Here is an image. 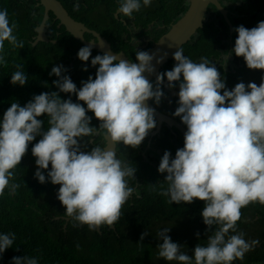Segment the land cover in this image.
<instances>
[{"label": "clouds", "instance_id": "1", "mask_svg": "<svg viewBox=\"0 0 264 264\" xmlns=\"http://www.w3.org/2000/svg\"><path fill=\"white\" fill-rule=\"evenodd\" d=\"M116 1V17L121 21L132 19L134 12L150 6L152 2ZM39 5L44 9V17L36 31L43 25L45 38L41 40L37 31L39 38L35 37L34 43H58L62 33L56 38L53 34L48 37L45 34L51 17L59 25V29L54 27L53 33L62 32L59 30L63 27L69 30L51 10L46 16L41 1ZM73 7L78 10L79 4ZM182 17L165 27L167 32ZM207 25L205 22V27L197 35H192L187 43L198 40ZM16 28L14 21L10 24L7 10H0V52L4 49L5 41L13 48L24 47L23 42L13 34ZM148 29L149 26L145 31ZM129 30L138 31L141 39L145 35L144 27L137 24L129 26ZM127 32H124L125 41ZM72 35L81 42L77 48L82 44L87 46L79 49L76 60L71 56L72 61L68 62L66 58L54 66L49 75L59 78L52 82L59 92L76 95L77 100L84 102L87 108L72 102L71 98L62 100L56 91L34 95L24 106L18 102L11 103L0 120V195L4 194L5 188H9L10 194H15L20 187L16 183L10 184V180L14 179L12 170L20 164L29 144L40 136L41 139L31 148L37 165L34 177L41 184L45 183L43 170H48L51 165L47 180L53 185H60L57 199L66 209L64 217L76 222L74 226L87 225L92 231H97L101 225L112 226L119 220L126 201L134 195L139 196V190L129 186V178L135 179L136 168L130 161L118 159V148L122 142L125 149L136 150L144 164L157 170V175L165 176V180L159 183V194L168 197V203L191 204L195 199L204 202L201 216L208 226L206 233L212 232L207 236L206 246L197 244L192 255H189L181 250L182 242H174L173 231L179 229L181 224L174 221L162 228L160 223L156 227L158 251L155 256L166 260L164 263L176 261L178 264H233L237 259L242 260L245 253L259 241L249 243L242 232H237L241 209L255 202L264 205V76L259 86L254 82L247 85L240 82L228 90L219 69L211 63L210 55L201 57L199 63L197 56L193 61L184 55L183 49L187 43L171 51L168 57L165 53L156 60L157 64L166 63L175 52L173 59L176 63L171 70L159 73L161 69L158 68L157 73L153 74L155 67L152 61L156 53L150 55L146 50L137 51L136 63L106 53L101 42L98 51L102 55H97L83 35L85 42ZM98 35L110 43L111 49L115 48L117 42L101 32ZM231 37L235 41L234 48L221 55L225 65L229 57L231 60L243 57L248 69L264 70V21L251 29L240 25L234 29ZM129 40L132 43L135 41ZM135 43L139 45L137 41ZM137 45L133 43L134 47ZM214 46L219 47L218 43ZM64 50L69 53V46ZM76 61L81 68L90 64L92 67L99 66L95 79L89 76L87 81H81L79 90L67 75L71 71L69 63L75 65ZM0 62H5L3 56H0ZM238 64L240 68L244 65L242 61ZM16 68L11 74L10 83L23 87L28 75L23 65L18 64ZM82 70L87 71V67ZM177 82L179 99L172 105L167 99L170 91L176 94L172 88L176 87ZM162 99L169 105L167 113L156 111L175 121L178 119L187 127L186 131L176 121L179 131H185V134L182 132L183 148H180L179 141H173V146H178L174 159L169 151L162 150L154 141L164 122L160 125V120L154 117L155 110L146 104V101L153 100L159 105ZM169 108L173 114H168ZM87 111L94 113L93 118L100 121L99 127L90 126L91 117L86 115ZM45 114L47 130L42 127L44 120L38 119ZM157 129L159 133L153 134ZM97 134L104 136V139L108 137L113 145H117V155L115 150H106V140L104 148L94 146L88 151L82 150L87 146L82 138ZM150 138L152 148L149 146L151 149L146 152ZM165 183L167 188H164ZM150 185L153 190L157 187V184ZM68 223L66 221L65 227ZM230 230L236 234L229 235ZM147 235L149 233L145 231L140 239ZM196 235L199 237V233ZM14 240V233L0 234V254L12 247ZM11 264H38V261L25 255L13 257Z\"/></svg>", "mask_w": 264, "mask_h": 264}, {"label": "trees", "instance_id": "2", "mask_svg": "<svg viewBox=\"0 0 264 264\" xmlns=\"http://www.w3.org/2000/svg\"><path fill=\"white\" fill-rule=\"evenodd\" d=\"M39 1L41 0H0V10L6 9L10 24L13 21L17 24L13 34L17 36L18 41L24 44V47L19 49L13 48L8 41H5L4 49L0 52V56H3L5 61L0 62V120L11 103L18 102L24 106L34 95L42 92L56 91L62 100L71 98L72 102L80 103L87 108L84 102L77 100L76 95L59 92V89L52 83L59 78L49 75L52 68L58 66L66 58L68 62L72 61L71 56L74 53L72 48L76 49L81 42L63 27L59 30L62 31V35L58 43L40 42L37 45L34 43L38 34L36 28L39 27L44 17V9L39 5ZM60 1L78 20L82 18L79 15V9L74 10L75 4L90 11L95 10L93 6L87 4L88 0H85V3L77 0ZM247 1L250 2L242 8V12H239L244 16L236 17V19H239L243 26L251 29L260 21H264V0ZM188 8V0H152L150 6L142 7L139 12H134L132 19L127 18V21H121L116 17L117 6L113 5L108 10L104 8L101 10V18L94 14L87 23L108 36L113 42L125 44L116 48V51H119L128 45L124 40V32L128 31L129 26L133 27V24L143 26L146 34L149 33L145 31L146 27L153 21L162 20L164 24L175 23L187 12ZM120 17L123 16L120 15ZM108 20H110L109 27L105 26ZM50 22L51 19L48 23ZM221 23L224 24V20ZM165 32L167 29L158 31L154 42ZM53 36L56 38L57 32H54ZM214 36L212 26L209 24L202 31V36L198 37V40L187 43L184 49L189 53V59L195 61L194 57L197 56L198 63L201 57H206L211 53L216 54L218 58L220 57L222 68H218V71L222 79L228 82H225L226 88L235 87L238 83L236 79L238 72L229 68V65L225 68L221 57L224 53L222 46L219 41L216 42L217 37ZM214 42L218 43L219 47H215ZM66 46H69V53L64 50ZM18 64L23 65L28 75V81L23 87L10 83L11 74L17 70L16 65ZM69 66L71 71L67 75L76 84L78 90L82 87L81 81H87L89 76L95 79V73L99 67L98 65L92 67L90 64L83 66V68L87 67V71H83L78 61L75 65L69 63ZM246 71L247 66L241 69L240 73H243V77L250 75ZM159 105H163L165 109L162 111L167 113V106L169 107L167 101L162 99ZM173 113V110L170 111L169 108L168 114ZM86 115L91 117L90 126L99 127L100 121L93 118V112L87 111ZM38 119L44 120L42 127L47 130V115ZM39 139L41 137L37 136L29 144L20 164L12 170L14 179L10 180V184L16 183L20 187L16 189L15 194H10L9 188H5L4 194L0 195V234H15L13 246L0 254V264H11L13 257L25 255L35 257L38 264H178L176 261L164 263L163 261L166 260L159 258L158 255V257L155 256L158 251L157 225L161 223L163 228L174 221L181 224V227L173 233L174 242L177 244L182 242V251L192 255L197 244L206 246L207 236L212 232L206 233L208 226L203 223L201 216L204 202L195 199L191 204L168 203V197L159 194V183L165 180V176L157 175V170L144 164L136 150L125 149L126 146L122 142L118 148V159L130 161L136 168L135 179L129 178V186L139 190V196L134 195L131 200L126 201L121 208L119 220L112 226L101 225L100 229L92 231L87 225L77 227L74 226L76 222L69 221L65 227L66 221L63 218L58 219V217H64L66 211L57 199L60 185H53L47 180V172L51 170V165L48 170H43L46 176L45 183L41 184L34 177L37 165L31 148ZM82 141L87 143L86 148L82 149L85 151L94 146L102 148L105 146V139L102 135L98 138L83 137ZM154 141L162 150L169 151L171 158H175L178 146H166L157 138ZM179 146L181 148L184 146L183 137L179 141ZM150 184H157L156 189L153 190ZM164 188H167L166 183ZM212 230H215V226ZM236 230L244 234L247 242L258 240L259 243L245 253L242 260L237 259L233 261V264H264V205L255 202L243 207ZM145 231L149 235L141 240L140 237ZM233 234L236 233L230 230L229 235Z\"/></svg>", "mask_w": 264, "mask_h": 264}, {"label": "flooded vegetation", "instance_id": "3", "mask_svg": "<svg viewBox=\"0 0 264 264\" xmlns=\"http://www.w3.org/2000/svg\"><path fill=\"white\" fill-rule=\"evenodd\" d=\"M77 1H80V0H77ZM81 2L85 3V0H81ZM219 2L222 5V7L226 10L227 17H224L223 14L219 15V12L216 9V7L214 5H211L209 8L207 18H206V22L212 26V32L214 33V35L219 40L220 45L223 48H225L224 53H227V52H231V50L234 48V45H235V41L233 42L232 37H231L232 32L238 26L243 25L242 22H239V19H236V17L244 16V15H241L239 12H242L243 11L242 8L244 6H247L250 1H247V0H219ZM87 4L93 6L95 10L90 11L89 9H84L80 5L79 15L82 19H80V20H78L76 18L75 19L82 23V25H83L82 35L85 37V40L87 42H89L94 47L93 52L95 51V53L97 55L98 54L102 55V53H100L98 51V48H101V41H100L99 37H97L94 33V32H98V31L95 28L91 27L88 23H89L90 18L94 14H96L98 16V18H101L100 12L103 8L108 10V7H110V6H113V5L118 6V2L117 1H106V0H91V1H88ZM84 20H86V22ZM222 20H224V22H225L224 24L221 23ZM109 24H110V20H108V22L105 23V26L109 27ZM170 24L171 23L164 24V21H162V20L153 21L152 23H150L148 25L149 29L147 30V32H149V33H146L145 35H143L142 39L139 38L138 31L129 30L127 33H125L126 42L128 43V45L126 47H123L119 51H116V48H118L119 45H125V44H122V42H120V43H116L115 48L114 49L112 48V49L115 52H117V54L118 53L119 54L120 53L125 54L128 58L127 59L128 61L138 63V61H136V52L146 50L147 52H149L150 55L153 54L154 48H155L154 37L157 36L158 31H160L161 29H165V27H168ZM55 26L58 27V29H59L58 22L52 16L51 22L46 26L45 34L47 37L52 36ZM98 33H100V32H98ZM57 34L59 35V34H61V32H57ZM36 37L39 38L38 36H36ZM129 39H131L132 41L133 40L137 41L139 45H137L135 43V41H133V43L135 45H137L136 47L133 48V43ZM82 45L83 46H81V47L87 46L85 44H82ZM80 48H76V49L72 48V50H74L72 58H74L75 60H76V56H77ZM183 52H184V55L189 58V53L186 52L184 49H183ZM173 54L167 59L166 63L157 64V63L152 62L155 69H157V68L161 69L159 71V73L169 71L174 67L176 62L173 59ZM210 60H211L212 64L217 66V68H220V66H221L220 57L218 58L215 56V54H211ZM240 61H242V57H236L235 60H231V58L229 57L228 62H227V65H229V68H232L233 71L235 70L236 73L238 72L237 74H239V75L241 74L240 73L241 68H240V65L238 64ZM72 64H74V63H72ZM227 65H225V62H224L225 68H227ZM153 84H155V83H153ZM172 89H174L176 94H173L170 91L169 92L170 95H169L168 99L166 98V96H164V97L173 105L175 102H178V99H179V97H178L179 83L176 85V87H174ZM150 103L155 110L158 109L160 112H163L162 110L165 109V107L163 105H157L153 100H150ZM176 121H178L180 123V125H182L187 131L186 125L182 124L181 121H179L178 119H176ZM172 127L173 126H169L166 123H163L161 125L160 134H157V136H158L157 138L161 141L163 133H167V132L171 131L176 138L175 142L177 143L178 141H181V137L184 138L183 133L181 131H179V129L177 127H173V128ZM157 131H158V129L156 131H154L153 134H155ZM151 135H152V133H151ZM99 136H100V134L95 135L96 138H98ZM148 143H149L148 146L145 148L146 152L152 148L151 147L152 146L151 138H150ZM180 148H181V146H180Z\"/></svg>", "mask_w": 264, "mask_h": 264}, {"label": "water", "instance_id": "4", "mask_svg": "<svg viewBox=\"0 0 264 264\" xmlns=\"http://www.w3.org/2000/svg\"><path fill=\"white\" fill-rule=\"evenodd\" d=\"M189 8L182 19L176 23L169 32L164 34L155 44L154 53H156V57L153 59V63L156 62L161 56H164L167 53L168 57L176 48L181 46L184 43H187L192 35H197L200 30L205 27V22L207 18V14L211 5H214L220 14H223L224 17H227L226 10L221 6L218 0H188ZM42 5L45 7L46 16H48V12L51 10L59 20H61L62 24L67 26V29L77 38L81 39L83 42L82 36V28L83 25L77 22L69 13L67 9L62 5L59 0H41ZM44 30L45 27L42 25L37 29L40 34L41 40L44 39ZM97 37H100L102 42L103 50L106 53H110L112 55H117L118 59L127 60V56L123 53H115L111 49V45L108 41L98 35L97 32H94ZM158 69V68H157ZM157 69L153 74L157 73ZM146 76V74L144 73ZM148 79V77L146 76ZM148 107L153 108L150 104V101H146ZM154 109V108H153ZM155 110V109H154ZM154 117L160 120V125L162 122L178 127L176 121L168 116L161 115L156 110L154 111ZM185 134V131H182ZM159 133V131H157ZM106 140V150L111 149L116 151L117 155V145H113L108 137H105ZM64 219L69 222V218L64 217Z\"/></svg>", "mask_w": 264, "mask_h": 264}, {"label": "rangeland", "instance_id": "5", "mask_svg": "<svg viewBox=\"0 0 264 264\" xmlns=\"http://www.w3.org/2000/svg\"><path fill=\"white\" fill-rule=\"evenodd\" d=\"M242 62L244 64V66H242L241 69L246 68V63H245V60L243 57H242ZM246 72H248L250 74L248 77H243V73H241L240 75L239 74L237 75L236 79L238 80V83L243 82L247 85L250 82H254L257 84V86H259L261 83V77L264 76V71L255 72L254 70H250L247 68ZM223 80H224V78H223ZM226 83H228V82H226ZM231 88H234V87L231 86ZM221 94H223V93H221ZM162 141H165L164 144L166 146H173L174 145L173 141H176V138H175L174 134L171 131H169L167 133H163Z\"/></svg>", "mask_w": 264, "mask_h": 264}]
</instances>
